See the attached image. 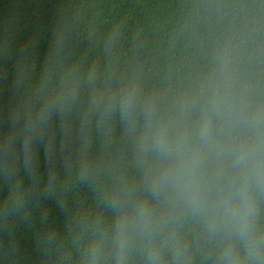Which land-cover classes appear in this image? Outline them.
<instances>
[{"label": "clouds", "instance_id": "1", "mask_svg": "<svg viewBox=\"0 0 264 264\" xmlns=\"http://www.w3.org/2000/svg\"><path fill=\"white\" fill-rule=\"evenodd\" d=\"M188 7L202 62L160 85L119 26L99 62L64 16L39 69L0 41V264H264V0Z\"/></svg>", "mask_w": 264, "mask_h": 264}, {"label": "trees", "instance_id": "2", "mask_svg": "<svg viewBox=\"0 0 264 264\" xmlns=\"http://www.w3.org/2000/svg\"><path fill=\"white\" fill-rule=\"evenodd\" d=\"M190 0H0V41L10 38L13 51L35 41L39 69L49 52L53 27L62 16L72 22L74 39L69 55L85 63L102 61L89 33L102 37L116 26L122 33L118 55L122 65L143 67L150 83L186 72L202 62L203 40L189 18ZM56 222L62 216L53 209ZM21 244L29 261L35 258L32 234L21 229Z\"/></svg>", "mask_w": 264, "mask_h": 264}]
</instances>
